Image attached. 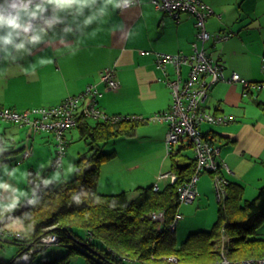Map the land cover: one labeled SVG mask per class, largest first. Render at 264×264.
I'll return each mask as SVG.
<instances>
[{"label":"crops","instance_id":"crops-1","mask_svg":"<svg viewBox=\"0 0 264 264\" xmlns=\"http://www.w3.org/2000/svg\"><path fill=\"white\" fill-rule=\"evenodd\" d=\"M205 1L215 10V14L207 20V28L211 32L234 33L227 41L215 45L209 41L208 51L222 57L227 76L238 72L243 81L263 82L264 54L262 55V50H257L256 39L248 33H242L248 22H234L236 15L221 0ZM3 2L4 0H0V3ZM102 7L104 0H96L91 6L84 7L83 15H79L76 5L72 9L57 10L54 5L48 4L47 11L42 16L51 14L53 18L54 13L58 12L59 22L51 27L37 22L32 32L22 33L14 38L13 44L5 45L0 42V106L23 111L36 106L56 105L68 95H78L88 85L95 84L101 92L96 105L108 114L150 118L158 112L168 110L172 103V93L165 79L176 76L175 67L168 64L164 69L160 68L157 57L160 53L191 51V43L196 39L195 18L184 13L180 22H176L151 0H139L133 6L116 9L108 5L105 15L98 16L90 25H85V19L93 13H99ZM24 19L29 22L28 17ZM41 27L46 32L41 33L40 42L33 44L25 39L26 36L36 34ZM7 34L8 29L0 28V36ZM261 38L264 40V34ZM22 42L23 48L14 47ZM48 60L53 62L41 63ZM107 67L115 69L119 82L116 89L108 90L105 82L100 79L101 71ZM188 70L189 66L183 67L184 77ZM242 80L222 81L210 89L205 106L208 109L210 106L214 107L212 111L219 106V113L227 115L229 119L218 123V128L211 123L202 126L203 131L213 128L225 137L223 141H218L221 158L232 171L225 174L229 179H239L238 181L244 176V171L259 172L264 168V116L246 117L247 108L243 112L238 108L245 104L247 97L256 104L255 99L260 98L254 90L260 87L247 88ZM89 119L92 121L94 118ZM167 130L166 122L147 120L139 125L133 135L135 137L131 136H141L136 143L137 147L130 148L128 153L121 156L122 161L128 159L130 162L121 166L117 150L115 158L102 164L99 190L103 193H116L129 185L135 188L146 185V181L153 184L161 172H169V164L164 168L167 151L160 154L164 159L161 168L152 172L139 170L142 169V161L137 157L138 152L140 156L156 157L158 151L164 150ZM3 145L21 150L15 155H19L17 160L13 158L6 163L9 166L4 167V164L0 169V208L13 201L24 202L29 198L32 192L28 184L29 170L34 169L45 177L43 171L51 167L55 154V139L51 132H34L28 125L6 120H0V152ZM27 147L31 148V154L24 158ZM26 160L28 170L25 183L22 177L26 175V170L22 165ZM169 180L165 179L162 185ZM212 186V173H203L197 183V197L200 201L211 198ZM1 225L5 229L21 228L16 219ZM2 244L12 243L7 239Z\"/></svg>","mask_w":264,"mask_h":264},{"label":"trees","instance_id":"trees-1","mask_svg":"<svg viewBox=\"0 0 264 264\" xmlns=\"http://www.w3.org/2000/svg\"><path fill=\"white\" fill-rule=\"evenodd\" d=\"M261 83L264 81L249 82L245 86L252 88L253 84ZM255 101L264 112V101ZM220 109L215 107L217 113ZM126 116L129 117L117 121L98 119L95 122L84 115L78 118L76 127L80 137L87 142L88 150L79 155L72 178L46 183L42 180L44 174L29 170L28 184L35 188L32 198L17 202L13 208L8 205L0 208V227L2 223L16 219L24 235L22 242L10 239L20 247L12 258L0 257V264H35V255L51 245L36 251L27 262L19 261V256L47 234H55L58 237L55 244L69 247V252L36 264H68L72 252L83 254L90 264H125V261L174 264L168 260L172 255L178 258L177 264H216L221 258L225 233L230 237L227 255L231 260L263 258L264 234L259 235L258 230L264 221V185L255 198L244 200L245 185L230 179L226 199L218 201V215L212 228L191 232L181 243L177 241V228L171 229L169 224L181 206L178 187L189 180L196 169L197 159L191 140H180L167 154L170 172L177 177L174 181L165 178L170 180L164 185L165 179L160 180L158 190L153 188L156 181L137 186L132 196L126 190L117 193L99 190L102 164L117 154L116 149L105 151V145L113 138L135 135L138 126L147 121L146 118ZM205 123L208 122L202 123L200 128L204 138L215 144L225 139L213 128L203 131ZM20 150L3 145L0 169ZM157 210H165L167 215L161 229L148 217Z\"/></svg>","mask_w":264,"mask_h":264},{"label":"built area","instance_id":"built-area-1","mask_svg":"<svg viewBox=\"0 0 264 264\" xmlns=\"http://www.w3.org/2000/svg\"><path fill=\"white\" fill-rule=\"evenodd\" d=\"M26 3L27 0H24ZM43 2V0H32L33 6ZM159 9L171 16L176 22H180L184 13H188L195 18L196 39L191 43V51L185 53H160L157 57V64L164 69L168 64L175 67L174 78H166L165 81L171 88L172 103L168 110L156 113L147 120L161 121L168 124L165 137V146L169 154L180 140H191L194 145V152L197 159L195 172L191 178L178 187V200L182 203H191L198 196L197 183L203 173H213V186L218 201L225 200L228 195L229 177L225 174L231 173V169L226 161L221 158V147L203 137L200 128L204 122L222 123L229 117L222 113H217L205 106L210 89L222 81H240L241 75L233 72L231 76L226 74V66L221 56H215L208 51L207 42L212 41L215 45L227 41L233 36V32L218 31L211 32L207 28L208 18L215 14L214 8L205 0H151ZM139 0H134V4ZM51 14H46L38 19L29 21L32 26L37 22L45 23L51 20ZM47 25V24H46ZM189 66L188 74L184 77L183 67ZM166 73V72H165ZM166 75H168L166 73ZM101 81L105 82L108 90L119 87L114 68H104L100 73ZM243 81V80H242ZM245 85L249 82L243 81ZM263 87L253 84L252 87ZM101 95L95 84H90L78 95H68L59 104L51 106H36L23 111L12 107L0 106V120H6L21 125L32 127L34 132H52L55 139V154L52 160V169L57 170L63 163L67 152L68 139L67 132L76 127L78 118L81 115L87 118L99 120L117 121L121 118L129 117L122 114H108L98 107L97 97ZM135 118H145L133 115ZM31 148L27 147L23 157L30 156ZM172 178L174 181L177 175L173 172H161L154 184V190L159 189V181L165 178ZM148 217L157 222V227L161 229L166 221V211L157 210L148 214ZM184 215L178 211L170 222V228L176 229L183 220ZM7 239H14L22 242L24 235L20 231H10L0 227V250L2 243ZM230 237L225 233L221 246V258L216 264H264L263 258H250L241 261H233L228 255V245ZM58 242L55 234L43 236L37 243L27 247L21 252L19 261L27 262L36 251ZM169 262L177 264L178 258L174 255L168 257Z\"/></svg>","mask_w":264,"mask_h":264},{"label":"rangeland","instance_id":"rangeland-1","mask_svg":"<svg viewBox=\"0 0 264 264\" xmlns=\"http://www.w3.org/2000/svg\"><path fill=\"white\" fill-rule=\"evenodd\" d=\"M221 1L228 5L229 10L232 12V14L236 15V19L234 22L242 21V20L248 22V24H246L245 27L243 28L242 33L243 34L248 33L252 38L256 39L255 44L256 47L258 48L257 50H262V55H263L264 40L261 38V35L264 34V0H221ZM208 44L209 42H207V45ZM254 91L256 92V95L260 98V100L264 101V88L263 89L256 88ZM238 108L239 111L242 112L244 108H247L248 113L246 114V117L264 116L263 110H260L250 97H247L245 99V104L240 105V107ZM209 109L213 110L214 107L210 106ZM95 121L96 119H92V122ZM211 124L215 125V127L218 128L217 126L218 124L216 123H211ZM143 133H145V130H143ZM133 137L120 136L117 138H113L105 145L104 150L105 151H110L113 149L118 150V152L120 153L118 160L121 166H124L125 162H127L125 164H128L130 161H128V159L122 161L123 160V157H121L122 154L128 153L130 148L132 149L136 148L138 145L136 143L141 138V136H139L140 138L139 137L133 138ZM53 139H54V135H53ZM68 139H69L68 149L64 157L63 163L61 164V167L58 168L57 170L54 169L52 170V166L48 167L49 169L48 168L44 169L43 172L45 173V177L42 178L44 182L50 183L53 179L68 180L74 176L76 170V162L79 158V155L87 152L88 145L85 139L80 137V131L77 127L73 128L71 131L68 132ZM224 146L226 147L227 145ZM165 151H167L166 147L164 148V150L162 149L161 151H158L156 157H149L143 155L140 156L138 152L137 154L138 160L142 161L141 163L142 169L139 170L143 172L144 171L152 172L158 170L161 168V164L164 159H166L165 167H164L166 169L169 164V157L165 156V158L163 159V156L162 155L160 156V154H165ZM17 158H19V155L14 157L15 160H17ZM9 165L6 164L4 165V167ZM27 165L28 164L26 160L24 162V165H22V167H24L26 170V175L22 177V180L25 183L27 181V170H28ZM262 166L264 167L263 164ZM263 169L264 168H262V170H259V172L256 171V172L247 173L244 171L243 173L244 176L240 177V182H242L246 188L244 193V200L246 199L252 200L258 195L260 187L264 185ZM145 184L147 185L151 183H149V181H146ZM135 188H132L129 185L125 187V190L132 196L134 194ZM31 190L32 192L30 193L29 198L35 192V188L31 186ZM211 191H212V195L210 199H206L204 201L202 199V201H200V198L197 197L196 200L191 203L181 204L179 211L184 215V218L180 222L178 226V230L176 231V238L179 243L184 241L191 232L198 230H210L214 225V222L216 221L218 215V200L216 197V193L214 191V186H212ZM29 198H27L26 200H29ZM16 221L18 222V220ZM9 230L13 232L20 231V229H13V228H10ZM258 234L259 235L264 234V221L261 223L259 227ZM11 243L12 244L3 245L2 249L0 250L1 258H5L6 260H8L12 258L14 254H16L20 246L18 244L13 243L12 241ZM68 252H69V247L62 244H53L45 248L43 251L37 253L33 259V263L36 264L43 260L52 258L54 255L67 254ZM68 260H69L68 264H90L89 261L86 259V257L79 252H72L68 257ZM125 264H137V263H133L131 261L130 262L125 261Z\"/></svg>","mask_w":264,"mask_h":264},{"label":"clouds","instance_id":"clouds-1","mask_svg":"<svg viewBox=\"0 0 264 264\" xmlns=\"http://www.w3.org/2000/svg\"><path fill=\"white\" fill-rule=\"evenodd\" d=\"M96 0H43L42 3L35 4L33 6L32 0H4L0 3V28L8 29L7 36H0V42L5 45L13 44L14 38L19 37L22 33L27 34L33 31V26L30 22H25L24 17H28V20H35L42 16L43 13L47 11L46 5L51 4L55 6L57 10H68L72 9L74 5L77 6V11L79 15H83L84 7L91 6ZM134 0H104V7L99 9V13H93L91 16L87 17L84 21L85 25H90L94 20L98 19V16L106 14V8L111 5L113 9L133 6ZM59 22L58 12L54 13L51 20H45V24L51 27L52 24ZM71 29H66L70 31ZM101 29H97L100 31ZM46 32V29L41 27L36 31V34L26 36L25 39L33 44L41 41V33ZM16 48H23L24 43L14 45ZM75 54V53H74ZM52 60L42 61L41 63H52ZM2 186V185H0ZM18 201H13L12 204L8 205V208L15 207ZM3 247V244H2Z\"/></svg>","mask_w":264,"mask_h":264}]
</instances>
